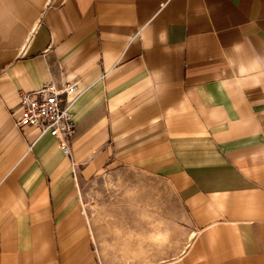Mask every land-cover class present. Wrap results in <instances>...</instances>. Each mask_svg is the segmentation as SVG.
<instances>
[{
    "label": "crops",
    "instance_id": "obj_1",
    "mask_svg": "<svg viewBox=\"0 0 264 264\" xmlns=\"http://www.w3.org/2000/svg\"><path fill=\"white\" fill-rule=\"evenodd\" d=\"M63 83L69 155L12 119ZM116 166L162 179L191 227L152 264H264V0H0V264H101L76 185Z\"/></svg>",
    "mask_w": 264,
    "mask_h": 264
},
{
    "label": "rangeland",
    "instance_id": "obj_2",
    "mask_svg": "<svg viewBox=\"0 0 264 264\" xmlns=\"http://www.w3.org/2000/svg\"><path fill=\"white\" fill-rule=\"evenodd\" d=\"M76 187L101 264H152L168 259L192 235L168 185L140 169L109 167L78 179ZM125 221L145 232L133 241H113V227Z\"/></svg>",
    "mask_w": 264,
    "mask_h": 264
},
{
    "label": "built area",
    "instance_id": "obj_3",
    "mask_svg": "<svg viewBox=\"0 0 264 264\" xmlns=\"http://www.w3.org/2000/svg\"><path fill=\"white\" fill-rule=\"evenodd\" d=\"M78 95L76 83L51 84L29 92L19 93V105L13 113L16 127H35L39 134L48 133L54 137L63 155L70 153L75 121L70 106Z\"/></svg>",
    "mask_w": 264,
    "mask_h": 264
}]
</instances>
